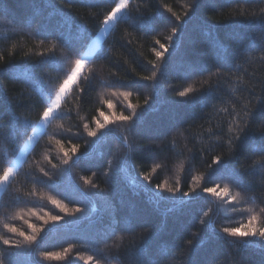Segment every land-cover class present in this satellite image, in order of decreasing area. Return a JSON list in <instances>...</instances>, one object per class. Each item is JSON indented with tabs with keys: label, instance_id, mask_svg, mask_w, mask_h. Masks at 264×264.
Returning <instances> with one entry per match:
<instances>
[{
	"label": "trees",
	"instance_id": "16d2710c",
	"mask_svg": "<svg viewBox=\"0 0 264 264\" xmlns=\"http://www.w3.org/2000/svg\"><path fill=\"white\" fill-rule=\"evenodd\" d=\"M192 4L198 6L189 10L187 6ZM112 7L113 0H0V83L4 85L0 97V124L4 126L0 128L4 133L0 136V173L25 149L27 136L22 128L16 134L12 126L15 118L38 122L46 106L39 89L58 84L70 71L74 59L91 46L92 37L99 35L100 21ZM262 9L264 0H131L128 18L104 40L103 58L93 60L91 84L85 86L81 81L84 91L73 90L63 103L62 118L53 120L46 134L30 146L16 169L17 177L0 190V235L13 236L3 228L4 223L25 231L30 230L24 220L43 224L31 215L12 219L20 210L64 216L47 200V196H54L81 212L65 216L55 230L41 233L40 252L73 246L65 260L41 264H86L79 256H93L87 264H95L96 259L101 264H136L137 260L142 264H163L165 260L183 264L188 240H192V264H235L239 259L244 264H264V248L259 244L237 251L226 240L209 238L208 228L199 224L209 208L219 229L246 219L247 213L233 212V207H254L257 213L264 207V178L252 168L254 161L261 160L260 149L264 147V101L257 103L264 95V20L258 18ZM172 28H177L173 47L157 59L155 52L164 50L155 41L167 47ZM53 43L60 69L41 65L44 58L39 53ZM221 57L226 58L227 65ZM232 66L230 74L222 71L209 85L202 84L209 73ZM153 71L154 80L142 79ZM29 80H34V87L26 82ZM189 85L199 91L185 98L176 95ZM124 91L132 92L127 100L119 95ZM145 99L157 110L149 112L131 131L128 125H109L112 131L106 137L87 135L83 125L95 127V120L102 119L98 109L105 115H128L129 103L147 108ZM102 100H110L113 107ZM249 101L255 105V117L247 138L233 155L227 145L231 105L240 110ZM222 108L228 112L220 111ZM31 134L32 129H27V135ZM121 135H127V146L120 142ZM57 139L66 150L78 145L76 156L80 159L76 161L74 156L76 162L63 164ZM216 156L241 173L248 203L226 204L197 188L198 200L177 207L174 200L195 185L194 177H200L201 187L219 184L222 188L228 183L215 171L218 166L212 160ZM181 162L184 170L178 171ZM157 163L161 168L152 172ZM41 168L49 172L51 180L43 176ZM145 174L151 176V184L143 180ZM81 177L91 179L97 187L86 185ZM177 179L181 191L173 198L166 191H151L165 181L175 187ZM144 184H148V191L141 187ZM230 188L233 194L240 191L232 185ZM33 191L34 196L24 195ZM128 224L134 234H128ZM144 227L149 230L144 232ZM113 230L124 239L117 241L113 236L108 240L113 246L105 248L103 237ZM140 235L146 239L138 252ZM117 243L119 249L114 246ZM178 245L184 247L176 252ZM5 248L0 244V252ZM165 248L167 254L162 251ZM16 251L20 253L12 257L16 264H33L39 258L37 253L29 256L23 249ZM4 260L8 264L7 253Z\"/></svg>",
	"mask_w": 264,
	"mask_h": 264
},
{
	"label": "snow or ice",
	"instance_id": "6c2138e0",
	"mask_svg": "<svg viewBox=\"0 0 264 264\" xmlns=\"http://www.w3.org/2000/svg\"><path fill=\"white\" fill-rule=\"evenodd\" d=\"M114 7L111 8L109 12H107L106 15H104L103 20L100 21V24L102 27L100 28V35L92 37L93 43L91 46H87L86 50L83 52L82 55L79 56V58L74 59L72 62V67L69 72H67L64 77L60 80L58 84H53L52 87L45 90L43 87L39 89L41 96L45 98V107H43L42 112L39 115V120L37 123L33 124L32 121H30L27 117H24L23 119L17 117L12 123V126L14 127V130L17 135L20 134L21 128L23 129L24 135L27 136V140L25 142V148L32 145L33 141L40 136L41 134H46L45 130L46 128L51 124L53 120L60 119L63 116L62 112V106L63 103L67 101L69 96L73 93V90H79L81 92L84 91V87L81 85V81L84 82L85 86H88L91 84L92 77L91 73L93 71L92 69V63L94 59H102L103 57L100 55L104 51L103 45L106 43V41L102 40L101 37H106L110 32H113L115 29V26L125 21L128 16L127 12L131 4V0H113ZM198 5L192 4L188 5L189 10H194ZM168 11L171 12L172 9L168 8ZM261 15L258 17L261 20H264V9L261 10ZM244 15L243 13H241ZM175 16L176 14L173 13ZM188 15V11L185 12V16ZM253 18H257L256 14L253 13ZM176 19L179 20L180 17L176 16ZM147 26V25H146ZM177 34V28H172V35H170L167 39L169 41V44L167 47L165 45L160 44L159 40H156L155 43L160 45V48H162L164 51H156L155 55L157 59H160L163 57L164 52H167L169 48L173 47L172 41L173 37H175ZM41 43L43 44V40H41ZM14 47V46H13ZM56 44L53 43L51 47H49L45 52H40L39 55L43 57L44 59L41 60V65L47 64L50 67L60 69L62 68L61 62L58 58L55 57ZM27 55V54H25ZM222 62L227 65V60L225 57L220 58ZM0 60H3V57L0 56ZM149 63H152L153 66L154 62L149 61ZM233 67H225V68H218L215 72L209 73L208 77L206 79H203L202 84L209 85L212 81V78L214 76H219L220 73L223 71L225 75H228L232 72ZM84 69H87V72L83 71ZM0 76H3V69H0ZM13 79L16 78V75L13 74ZM156 78V72L153 71L151 76H144L142 79L144 80H154ZM29 83V86L34 87L35 83L34 80L26 81ZM243 82V81H242ZM4 91V85L3 83H0V97L3 96ZM199 91V89L193 88L191 85L184 88L182 91H178L176 95L181 98L190 97L191 94L194 92ZM235 91V90H233ZM264 91V89H262ZM23 95V93H21ZM112 95H117V93H112ZM120 96H122L125 100H127L131 95V91H124L119 93ZM261 101H264V95L260 96L257 100V103H260ZM103 103L107 104L109 108H112L113 105L110 100H102ZM144 105H147V108H144L142 106L134 105L129 103L127 105L128 109H130V114L125 115L123 112L120 114H116L115 112H112L110 115H105L103 111H99V117L102 119H96L95 120V127H89L88 123H85L83 125L84 129L87 132V135L89 137L97 138L98 133L100 134V137H106L108 133L112 131V129L109 127V125H128V131H131L133 127H135L137 124L143 123L146 116L149 112L156 111L149 103L148 99H145ZM141 107V110L138 112L137 108ZM232 109V120L229 123L228 126V139H227V145L228 150L233 155L235 154V151L237 147L243 143V141L247 138L248 131L250 128L251 121L255 117V105L251 103V101L244 103L240 110H237L236 105H231ZM220 111H223L225 113L228 112L227 108H222ZM262 125H264V122H262ZM4 126L0 124V128H3ZM62 128V125L60 126ZM32 129V134L27 135V129ZM4 133L0 132V136H3ZM262 139H264V131L261 132ZM120 142L127 146L128 145V137L127 135H121ZM55 144L59 146V151L63 154V164L69 165L70 161H73V157H76V161L80 159L79 156H76L78 145H72L70 149H65L64 145L61 143L59 139L55 140ZM260 155L261 160L254 161L252 168L254 171L258 170L261 177L264 178V147L260 149ZM45 159H48L47 156H45ZM73 161V162H76ZM49 163L51 161L49 160ZM212 164L217 165V169L215 171L220 172L222 177L225 178L228 183H225L224 186L221 188L219 184H216L214 187H201L199 180L200 177H194V180L196 181L195 185L189 189V191H185L181 193V197L174 200V204L177 207L183 206L186 203H188L190 200L195 201L199 199V193H197V188H200L201 193H207L210 194V196L215 197L217 200L223 201L226 204H235L238 205L240 203H248V201L245 199V195L243 194L246 189L244 186V181L242 178L241 173L232 167H229L228 164L223 160L221 156H216L212 160ZM19 167V163L14 161L11 165L4 168L2 170V173H0V190L6 189L11 182L17 177L18 172L16 169ZM53 168H56L57 165L52 164ZM161 168V164L157 163L153 169L152 172H155L156 169ZM209 168H211V165H209ZM40 172L43 174L44 177H47L49 180L52 179V176H50L48 171H45L43 168L39 169ZM111 170V163H109V171ZM184 170V164L183 162L180 163L178 166V171ZM109 173L106 172L105 175H108ZM95 175V173H93ZM81 179L84 181L86 185H89L92 188H96L97 185L95 183H92L91 179L81 177ZM143 180L147 181L148 184H151V176L150 175H143ZM148 184L141 185V187L144 188L145 191H148ZM230 185L235 186L240 189V191H236L235 194L232 193ZM262 187V194H264V179H262L261 182ZM154 193H160V192H167L170 195L169 198H173L176 196V193L180 192V186H179V179H177L176 186H169L167 181H165L163 184H156L154 188L151 189ZM25 196H34L35 192H29L25 193ZM164 198V197H160ZM187 198V199H185ZM47 200L50 202L51 205H53L56 209H59L60 213H64L65 215H59V214H52L50 212H45L43 215H38L37 212L29 209L28 212H24L23 210L18 211L15 216L12 217V219H24V216L31 215L35 216L37 220L43 221L42 225H37L34 223H29L27 220H24V223L27 224V228L30 231L22 230L12 224L4 223L3 228L6 230L7 233L13 234L11 238H6L4 235H0V244L6 246V248L3 250V252H0V264H5L4 260V253H7L8 256V264H16V262L12 259V257H15L19 255L20 253L16 250L23 249L25 254L31 256L34 253L38 254V259L33 262V264H41L42 261H51V260H65L68 257V254L72 251V245H69V247L64 248L62 251H44L40 252L39 249L41 247L42 243V236L41 233L45 232L46 230H55L56 226L60 225L61 221L65 219V216H72L76 213L81 212V209L76 208H70L68 204L64 203L61 199H57L54 196H47ZM251 203L255 205L256 201L252 200ZM262 203H264V200H262ZM233 212H240L241 214L247 213V217L244 220V222H236V226H221L219 229L216 227V222L213 218L210 217V213L212 212V209L209 208L207 211H204L202 213V217L199 219V224L203 225L208 228L209 230V238L214 239H220V240H226L230 246L236 247L237 251H240L241 249L247 248L253 244H259L260 247L264 248V207H261L259 209V213L256 212L254 207H246V208H232ZM51 225L52 227L49 229H46L45 226ZM128 234H134V230L132 229L131 224H128L126 226ZM149 229L147 227L143 228L144 232H147ZM113 236H115L117 241H123L124 236L123 235H116L115 230L111 231L110 233H107L103 237V244L105 248L112 247L113 245H109L108 240L111 239ZM145 237L143 235H140L141 243L136 246L137 251H141L144 247ZM117 249H119L120 244L114 245ZM187 254L186 258L183 261V264H192L191 261V254H192V240L187 241ZM183 245H178L175 249L176 252L181 251L183 248ZM165 254H167L168 249L165 248L162 250ZM79 259L84 260L87 264V262L93 261V256H79ZM95 264H101V261L99 259L95 260ZM136 264H142L141 261H136ZM163 264H170L169 261L165 260ZM171 264H174V261L171 262ZM235 264H244L242 259H239L235 262Z\"/></svg>",
	"mask_w": 264,
	"mask_h": 264
},
{
	"label": "rangeland",
	"instance_id": "374dc122",
	"mask_svg": "<svg viewBox=\"0 0 264 264\" xmlns=\"http://www.w3.org/2000/svg\"><path fill=\"white\" fill-rule=\"evenodd\" d=\"M99 35H100V33H99ZM98 35V36H99ZM108 36V35H107ZM106 36V37H107ZM106 37H101V39L102 40H105L106 39ZM39 137V136H38ZM37 137V138H38ZM37 138L33 141V143L37 140ZM32 143V144H33ZM31 146V145H30ZM30 146H28L27 148H25L22 152H21V154L19 155V158L16 160V162H18V163H20L21 162V160L25 157V155L28 153V151H29V149H30Z\"/></svg>",
	"mask_w": 264,
	"mask_h": 264
}]
</instances>
